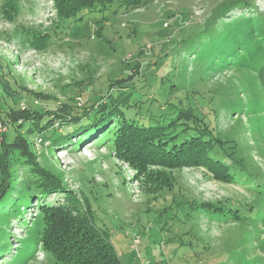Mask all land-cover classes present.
<instances>
[{"label":"rangeland","instance_id":"374dc122","mask_svg":"<svg viewBox=\"0 0 264 264\" xmlns=\"http://www.w3.org/2000/svg\"><path fill=\"white\" fill-rule=\"evenodd\" d=\"M7 1L0 0V70L8 73L7 78L15 83L14 87L17 86L13 88L19 91L15 93L21 109L27 106L56 109L59 105L55 99L41 98L30 90L55 95L64 102L83 91L87 96L78 100L82 102L79 105L82 111L88 104V97L106 94L113 89L110 81L117 77L124 64L139 62L138 74L145 75L150 72L145 68L149 65L154 69L152 66L156 62L160 66L157 76L171 77L167 84L176 80L181 84L182 75H185L188 88L169 91V98L194 101L206 111L209 103L205 104V101L209 102L213 95L214 102L232 99L241 102L240 114L237 116L235 112L230 116L224 112L220 127L224 132H233L236 136L240 144L237 158H243L250 169L254 167L263 173L261 178H264V111L255 115V107L248 108L254 101L252 93L264 88L257 69L232 68L215 73L203 69L195 74L192 70L195 64L191 63L187 76L185 67L179 69L178 61L173 56L165 55L166 52L179 50V46L183 45L182 39L190 32L205 29L212 13L229 0H148L144 5L124 8L109 15L102 22L101 36L95 33L96 27L73 25L69 35L59 33L45 50H37L27 43L21 44L25 38L17 33L23 27L43 33L55 27L59 20L55 1L18 0L14 18L12 13L3 11L2 6ZM257 10L264 12V0H258ZM237 13L239 10L234 11L233 15ZM7 61L12 62L13 66L8 67ZM129 72L127 66L122 72L123 76ZM202 77L207 78L206 84L199 81ZM195 81L204 86L192 84ZM157 91L154 90L156 96L160 97L161 92ZM158 105L156 102L153 108L157 110ZM0 129H6L2 122ZM86 140L85 144L78 142L77 146L64 140L56 141L52 144L54 150L50 152L46 148L48 143L43 144L39 137L31 139L37 162L54 173L59 190L31 201L22 198L7 216L5 212L12 200L5 202V205L0 201V241L10 240L6 245L0 242L3 249L0 264L56 263L53 253L44 246L42 230H30L40 215L39 206L43 202L65 205L71 211L80 204L82 212L92 219L94 227L106 235L122 264L224 263L223 256L228 254L237 240L238 225L232 219L226 223L197 213L193 220L177 222L171 218L160 219L158 214L173 201L184 204L187 200H194L207 204L225 200L239 202L245 198L251 202L250 184L244 181L220 182L203 167L166 169L156 178L145 177L129 161L119 158L108 144ZM170 175L174 176L176 185L163 191L157 182L164 181L162 179ZM153 180L156 186L152 185ZM153 189L157 192L153 193ZM20 203L21 206L18 205ZM24 203L31 204L24 208ZM198 238L210 245L205 250L204 244L198 243L199 255L179 247L180 243Z\"/></svg>","mask_w":264,"mask_h":264},{"label":"trees","instance_id":"16d2710c","mask_svg":"<svg viewBox=\"0 0 264 264\" xmlns=\"http://www.w3.org/2000/svg\"><path fill=\"white\" fill-rule=\"evenodd\" d=\"M54 1L58 6V24L47 29L46 33L23 27L17 33L25 38L21 44L45 50L59 33L69 35V29L73 25L79 27L80 24L96 27L95 33L101 36L102 22L109 15L148 2ZM226 2L212 13L205 29L192 31L182 39L183 45L174 52L177 58L174 53L166 52L165 55L173 56L178 61L179 69L185 67L187 76L191 63L195 64L192 69L195 74L203 69L215 73L232 68L249 71L255 68L259 73L260 84L264 87V12L256 11L258 0ZM18 6V0H8L2 8L12 13L14 18ZM238 10L239 13L233 15ZM191 55H194L193 59ZM7 63L8 67L13 66L12 62ZM127 66L130 72L123 76L122 72ZM139 67L140 63L136 61L124 64L117 77L110 81L113 89L106 94L88 97V104L82 111L79 109L82 102L78 100L87 96L83 91L75 93L73 98L64 102L59 101L55 95L30 90L41 98L55 99L59 105L56 109L30 106L21 109L15 93L19 91L14 89L17 86L14 87L15 83L7 78L8 73L0 70V123L6 127L3 131L0 129V201L5 205V202L12 200L5 216L22 198L31 201L59 190L54 173L37 162V154L31 143L33 137H39L43 144L48 143L46 148L50 152L54 150L53 143L56 141L64 140L67 144L77 146L78 142L85 144L86 139L96 140L108 144L119 158L129 161L145 177L156 178L165 173L166 169L203 167L220 182L244 181L250 184L248 190L253 196L251 202L245 198L239 202L225 200L207 204L194 200H187L184 204L173 201L169 207L161 210L158 217L183 222L193 220L197 213H203L221 222L227 223L232 219L238 225L237 240L228 254L223 256V264H264L263 173L254 167L250 169L243 158H237L240 144L236 136L233 132H224L220 127L224 112L230 116L235 112L237 116L240 114L241 102L236 99L214 102L213 95L209 102L205 101V104L209 103L206 111L194 101L186 102L183 98L167 96L169 91L188 88L184 74L181 84L177 80L167 84L171 77L157 76L160 66L156 62L152 66L154 69L149 68V65L145 68L150 71L145 75L138 74ZM199 81L206 84L207 78L202 77ZM199 83L195 81L192 84ZM155 89L158 90L156 93L161 92L160 97L156 96ZM252 96L254 101L248 108L254 106L255 115H259L264 111V88L260 92L254 91ZM156 102L159 103L157 110L153 108ZM168 177L160 183L156 180L163 191L176 185L174 176ZM154 181L152 185L156 186ZM156 192L153 189V193ZM30 204L24 203V208ZM18 205L21 206V203ZM39 211L40 215L30 230H42L44 246L55 256V264H122L106 235L94 227L92 219L82 212L80 204L71 211L65 205L43 202ZM202 240L191 239L187 243H180L179 247L199 255L198 243L202 242L205 250L210 246ZM0 242L6 245L10 240L2 239ZM2 251L0 244V254ZM201 263L207 264L209 261Z\"/></svg>","mask_w":264,"mask_h":264},{"label":"built area","instance_id":"2783aa9c","mask_svg":"<svg viewBox=\"0 0 264 264\" xmlns=\"http://www.w3.org/2000/svg\"><path fill=\"white\" fill-rule=\"evenodd\" d=\"M134 241H135V242H137V241H138V239H134Z\"/></svg>","mask_w":264,"mask_h":264}]
</instances>
